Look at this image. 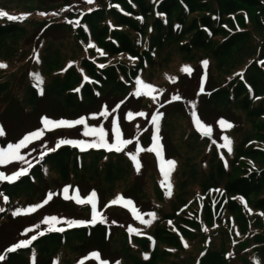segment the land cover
Returning <instances> with one entry per match:
<instances>
[{
	"label": "trees",
	"instance_id": "16d2710c",
	"mask_svg": "<svg viewBox=\"0 0 264 264\" xmlns=\"http://www.w3.org/2000/svg\"><path fill=\"white\" fill-rule=\"evenodd\" d=\"M2 1L0 0V11L9 15L21 16L18 13L20 12L17 10L18 7L10 6L8 9L2 4ZM63 8L57 10L52 17L40 15V17L32 16L31 19H38L39 23L52 19L53 24L61 26L60 24L63 22L59 21H63L65 17L70 16L69 19L77 17L73 23L74 27L69 24L64 27L65 32L73 39L74 45L82 48L80 41L87 37L84 29L88 27L90 37L98 47L97 49L103 51L105 55L102 56L106 59L110 58L111 62L104 64L105 67L101 68L98 66L100 64L97 59H83L80 64L82 69L80 74L83 77H80L79 74L75 78L72 70L68 69L61 74L62 78L59 79L58 69L57 73L54 71L57 68V62L54 60L52 63V59L47 63L48 68L53 69L48 73L52 71V74L47 81L44 79L42 84H38L31 74V82L29 81L28 68L23 73V81L26 79L23 84L27 104L15 99L21 111L30 112L35 107L37 108L40 96L43 95L53 101L57 100V102L60 99L61 104L55 102L57 109L60 110V113L68 116L91 108L103 99L122 105L128 101H134L136 102V111L146 113L149 104L152 103V98L134 95L137 78L153 85L158 92L161 90L157 95V99H159L163 89H169L174 85L170 77L166 76L161 82L152 81L153 79L159 81L160 74L173 72L171 78H176L175 83H177L178 89L181 86L179 84L185 82L186 77H189V81L200 85L201 79L206 75L207 79L203 80V84L205 83L204 92L199 95L201 112L204 114L203 106L205 112L224 110L223 112L228 113L229 117L230 115L238 116L237 126L227 130L223 129L217 135L216 140H213L215 136L211 135V137L203 136L201 137L203 139L196 141L192 138L198 133L196 127L190 123V128L187 130L184 124L187 110H185L186 106L181 104V99L165 98L156 106L160 110L173 106L172 111L180 113L176 115L183 117L181 127H178V131L173 132L167 125L168 121L164 111L159 119L161 121L159 124L161 138L169 141L173 133L176 135L179 133L178 136L182 137V142L192 138L196 144H204L203 153L208 155L205 166L210 168V173L217 180L223 181L222 194L215 195L210 192L209 188L214 186L215 179H209L210 175H208L209 177L199 184L200 188L196 190L195 196L198 199L202 198V204L209 203L212 197L221 203L222 195L227 197L228 200L223 207L216 211L217 216H221L223 219L230 216L235 223L236 219L243 222L244 219L240 216L239 205L236 202L238 199L251 200L254 211L264 212V64L260 63V61H264V0H95L93 4H88L85 10L74 8L77 10L67 9L70 11L65 12ZM23 20L10 21L6 17H0V39L21 32ZM34 31L35 29L32 33ZM171 44L182 56L207 51L209 59L220 67L216 70L196 68L192 70L191 75H188L181 71L180 62L174 60L169 67L172 71H168L160 60L159 52L164 46ZM15 52L12 50L10 54H7L0 48V63L7 65L6 68H0V98L4 97L2 92L6 89L7 84L9 85L8 79L12 81V76L17 73V69L20 67L16 63L18 59L15 57ZM97 54L100 55V52ZM178 64H180L179 70H176ZM159 66L162 68L160 73L157 72ZM43 67L42 70H44ZM85 76L88 78L87 81L84 79ZM169 101L171 102L169 103ZM154 103L155 101L149 109L153 107ZM161 105L163 106L161 107ZM235 111L237 115L233 114ZM197 113L200 114L199 110ZM214 114L223 113L215 112ZM168 117V120L174 119V116ZM248 128L250 130L246 132ZM155 129L157 130L156 126ZM224 137L231 141V152L226 147L219 146L225 144ZM125 139L131 140L132 143L121 152H104L102 147L96 150L85 149L82 151L68 144L61 145L55 151H49L52 148H48L46 154L30 164L31 167L27 170L26 175L2 186L1 189L11 199L18 194L20 189L28 191L30 193L28 197L50 193L55 187L52 185L53 182H46L44 178L46 177L44 172H49L50 168L57 174L59 182L65 183L71 179L85 185L82 182L93 179L88 180L83 177L85 173L83 159L86 156L93 158L95 163L101 156L106 157V159L102 158L103 163L100 169L103 170V181L110 183L114 175L113 163L124 159L123 152L132 153V149L137 146L139 140L138 136L136 139ZM55 144L57 145L58 142ZM153 144L154 142L151 146ZM216 146L219 147L218 151ZM260 163V169L256 170L255 165ZM127 166L117 168L115 172L121 174L127 168L128 175L131 169L129 170ZM82 169L83 171L80 172ZM154 174L156 177L160 175L158 169ZM161 179L156 178V182L154 181L157 187H154V200L151 201V204L148 197L142 201L143 205H148V220L151 221L150 225L152 226L149 231H152V238H155L156 241L158 240V231L164 229L161 225H166L167 217L184 216V213L179 212V209L176 212L172 208L169 211H161L160 207L163 203L172 199L161 191ZM69 184L75 183L69 182ZM36 188L38 191L35 195ZM115 190L118 189L111 191L102 189L101 194H107L104 198L106 201L101 204L102 209L109 211V208L114 207L111 201L118 196L121 197V191L114 192ZM121 190L123 191V188ZM192 193L194 194V192ZM231 198L232 200H230ZM196 199L188 200L187 204L185 202L182 206H189L191 208L189 212H195V208L198 206ZM37 205L38 203L35 204V206ZM5 207L6 210L9 207L10 213L13 210L21 209V206L17 205L13 199L11 203L7 202ZM2 210L0 219L6 213H3ZM152 214H158V217L153 219ZM206 214L208 215L207 210ZM241 223L236 227H229L227 224L224 225L226 227L222 226L224 231H216L211 235L210 241H207L205 246L199 249V246L202 247L206 235L202 234L193 248L198 253L196 263L201 259L200 264H233L234 255L237 254L242 264H264V226L259 224L257 230H254V225ZM192 226L196 227L195 224ZM76 230L79 231L73 234L78 237L79 242L73 249L80 255L88 251L89 247L101 251L107 249V226L99 221L87 226L67 227L62 231L46 230L44 235L38 236L37 239H41L38 244L53 248L60 247L66 237L72 234L70 232ZM194 230L198 229L194 228ZM216 239H218V246L215 243ZM147 248L148 244L145 245V249ZM28 250V248H17L14 252L8 251L4 259H16L19 254L21 256L23 253L28 255ZM203 250L204 255L202 256ZM32 256L30 255V257ZM201 256L202 258H200ZM154 262L155 258L151 257L145 262L136 261L132 264H156Z\"/></svg>",
	"mask_w": 264,
	"mask_h": 264
},
{
	"label": "rangeland",
	"instance_id": "374dc122",
	"mask_svg": "<svg viewBox=\"0 0 264 264\" xmlns=\"http://www.w3.org/2000/svg\"><path fill=\"white\" fill-rule=\"evenodd\" d=\"M2 4L8 9L10 6L18 7L17 10L20 11L18 13L26 18L21 24L23 28L21 32L0 39V48L3 49V51H6L7 54H10L12 50L16 51L15 57L18 59L16 63L20 66L17 69V73L12 76V81L8 79L9 85L7 84L6 89L2 92L4 97L0 98V129L4 132V135L0 136V148L6 149L9 144L19 143L26 135L33 132H43V136L40 139L33 140L27 147L20 150V155L25 158L24 161L14 160L8 164H0V173H3L5 176H12L21 170H29L31 167L30 164L38 160L44 153H47L48 148L56 149L55 143H59L61 140L83 142L85 145L95 142L97 139L96 137L84 135L86 126L88 128L97 129L102 127L105 131L108 143L112 144L115 143V129L113 127V121L115 120L119 124L123 139H136L138 136L139 140L137 141V146L132 149V153L123 152L122 154L125 155L124 159H120V161L113 163L114 175L110 183H105L103 181V170L100 169L103 163L101 160L102 158L106 159V157L101 156L99 161L95 163L93 158L86 156L83 159V165L85 166L83 177L88 180L93 178L92 181L82 182L85 185L74 182L71 179L62 183L57 180V174L50 168L49 172H44V174H46L44 178L46 182H53L52 185L55 189L45 195L43 193L42 196H37L36 192L38 188H36V196L33 197H28L30 193L20 189L18 194L13 196L12 199L17 202V205L21 206V209L13 210L11 213L9 212V207L6 210L5 204L7 202L11 203L12 199L10 196H7L1 187L12 182L6 180L0 181V211L4 209L2 212H6L0 219V256L5 258L8 248L30 240L32 236L38 238L40 232L48 230L49 225L43 223L45 218L57 217L60 223H57L55 227L61 229L69 227L66 221L81 222L79 226L91 224V205H81L77 204L74 199H64L63 189L65 187L69 188V196H76L77 191L81 198H87L93 191L96 193L97 211L101 216L104 215V222L102 223L107 226L108 235L106 250L103 249L101 251L100 249L89 247V250L85 251L82 255L73 249L79 242L78 237L73 233L79 230L71 231L70 233L72 234L67 236L64 243L57 248L48 247L46 245L40 246L38 243L41 239H35L27 247L21 248H28V255L23 253L21 256L19 254L16 259H6L7 261L5 259V261L0 260V264H81V261L83 264H101L102 261H107L108 264H132L136 261L145 262L151 257L155 258V262L158 260L156 264H200L201 259L196 263L198 253H196V249L193 248L195 247V242L201 238V235L206 234L202 247L199 246V249H202L206 242L210 241L211 235L216 231H224L222 226L227 224L229 227H236L242 222L236 219L235 223L230 216L223 219V217L216 215V211L220 210L226 200H228L224 195H222V199L220 198L221 203L217 202L214 197H212L209 203L203 204L202 198L198 199L195 196L196 190L200 188L199 184H202V182L209 177L208 175H210L209 179H215L214 186L209 188L210 192L215 195L222 194L221 187L223 181L217 180L214 175L210 173V168L208 169V167L205 166L208 155L203 153L204 144H196L194 140H192V138L196 141L197 139H203L201 137L204 135L196 128L198 133L193 135V137L191 136L192 138H188V141L182 142V137L178 136L179 133L177 135L173 133L171 139L165 141L158 132L159 143L162 146V158L157 157L155 152L142 151L138 153V159L141 163L139 171L136 170L135 164L130 158V154H136L137 147L144 149L152 147V142H154L153 137L157 135L155 126H151L153 124V115L157 113L164 114L165 111V118L168 121L167 125L170 130L175 132L181 127V119L183 116H177L176 114L180 113H174L172 111L173 106L164 107L161 110L156 106L165 98L172 99L173 96L179 95L181 97V104L185 105V110H187L184 123L187 130L190 128V123L196 127V117L193 115V112H195L196 116L199 117L205 126L212 127L211 135L215 136L213 140H216L218 138L217 135L223 130L218 124V121L223 119L231 123L232 127H235L237 126L238 116L230 115L229 117L228 113L223 112L224 110L219 112L215 111L216 113L223 114L205 112L204 106L203 114L201 112V101L199 97L201 94V92L199 93L201 83L198 85L195 82L189 81V77H186L185 82L179 84L181 85L179 89L177 88V83H174L169 89H163L160 98L157 99L153 107L149 109L154 102L153 99L151 100L152 103L148 106L149 112L147 110L144 116L136 115L139 112L138 110L136 111V102L134 101H128V103L122 105L116 104L110 100L107 101V99L101 100L97 105L91 108L83 109L82 112L78 114H71L68 116L60 113V110L58 111L57 109V104H61L60 99H58L57 102V100L53 101L49 97L46 98L43 95L40 96L37 108L35 107L30 112L21 111L15 99L27 104V97H25V87L23 84V82H26V79L23 81V73L28 68V78L30 82V74L33 77L38 74L44 82V79L47 81L48 77L52 74V71L49 73L48 71L53 69H49L47 65L52 59V63H54V60L57 62V68L54 71L58 69L59 79L62 78L61 74L68 69L72 70V74L76 78L81 73L82 69L80 68V64L83 59H97L100 65L108 64L111 62V59H106L102 55L97 54L99 52L96 50L98 47H96L94 41H92L90 29L88 27L85 29L83 28L87 37L80 41L82 48H78L74 45V42H72L73 39L65 32L64 27L68 24L74 27L73 23L77 17L71 19H69L70 16L65 17L63 21H59L63 22L60 24L61 26L53 24L52 19L40 23L38 19H31L32 16L40 17L41 13H44V16L52 17L57 10H61V7H64L63 11L65 12L70 11L67 9L77 10L74 8L85 10L88 5L86 0H3ZM34 29L35 31L32 33ZM89 43L94 44L95 48L87 47ZM208 56L209 54L207 51L190 53L182 56L173 44L164 46L162 51L159 52L160 60L164 63L168 71H172L169 67L174 60L180 62L181 68L188 66L192 70L196 68L200 70H216L219 68L220 66H217ZM203 61L208 62L207 68L203 66ZM69 64H71V67H69ZM180 64L177 65L176 70H179ZM42 67L44 70H42ZM160 69H162L161 66L157 69L158 73H160ZM21 72L22 74H20ZM160 75L161 79L159 81L154 79L152 81L161 82V80L165 79V76L171 78L173 72ZM80 77H83V75L80 74ZM168 90L170 91L167 93ZM159 92L154 93V95H158ZM105 110H107L108 115H100ZM197 110H199L200 114L197 113ZM175 111L178 110L175 109ZM128 113H132L134 118L131 120L127 119ZM233 114L237 115V112L235 111ZM168 116H174V119L168 120ZM44 118L53 121H75L84 118L86 126L76 125L73 128L48 130L43 124ZM160 123L161 121L159 120L158 124ZM164 123H166V121H164ZM249 130L250 128L246 129V132ZM217 142H219V140H217ZM68 145L74 147L71 144ZM75 148L81 150L80 147ZM97 148L100 147L86 149L96 150ZM102 149V151H108L106 148ZM218 149L219 147L216 146L217 151ZM166 161L175 162V168L170 173L171 195H168V189L164 184V176L161 172V167L165 165ZM126 165H128L127 167L129 170L131 169L128 175L127 168L125 171L121 172V174L115 172L117 168H124ZM260 167L261 163L255 165L256 170H259ZM157 169L160 174L158 177L154 174ZM82 171L83 169L80 172ZM156 178H162L161 191L164 192L168 198H172L168 199L170 200L169 202L166 203L165 201L163 203L162 207H160L161 211H169V209L172 208L175 212L179 209V212L184 213V216H179L181 218L167 217L166 225H161L164 229L158 231L157 241L155 238H152V231H149L152 226L136 219L130 207L116 204L113 208H109V211L101 208V204L106 201H104V198H106L105 195H107L101 194L102 189H109L110 191L112 189H118L114 192L121 191V197L125 200L132 201L136 212H138L144 220H148V205H143L142 201L148 197L151 204V201L154 200V187H157L154 184ZM69 182L75 184L71 185ZM122 188L123 191L121 190ZM192 192H194V194ZM49 194H52L51 200H49L47 204H43ZM193 199H196L198 206L195 208V212H189L191 208L182 205L185 202V204H187L188 200ZM230 200H232V198ZM236 202L239 205L240 216L244 219L241 224L254 225V230H257V225L259 224L264 226V212L254 211L252 209L251 200L238 199ZM36 203H38V205L43 204V206L37 208L35 212L27 213L26 210L35 207ZM204 207H207V209H204ZM82 209H84V212H82ZM206 210L208 215L206 214ZM17 212L21 214L15 215ZM155 217L157 218L158 214H155ZM97 221L100 222V217H97ZM193 224H195L196 227H193ZM37 225H39V227H36ZM146 226H148V228H146ZM194 228L198 230H194ZM129 229H133L134 231H129ZM205 229H207V231H205ZM218 239L215 241L216 246H218ZM147 244L148 248L145 249V245ZM185 245H187V247ZM93 253H98L100 259L97 260L92 258ZM152 253L153 255H151ZM30 255L33 256L30 257ZM203 255L204 250L202 256ZM202 256L200 258H202ZM233 264H242L237 254L234 255Z\"/></svg>",
	"mask_w": 264,
	"mask_h": 264
},
{
	"label": "snow or ice",
	"instance_id": "6c2138e0",
	"mask_svg": "<svg viewBox=\"0 0 264 264\" xmlns=\"http://www.w3.org/2000/svg\"><path fill=\"white\" fill-rule=\"evenodd\" d=\"M86 2L88 4H93L94 0H86ZM41 15H44V13H41ZM54 15H55V13H54ZM0 17H6L10 21L23 20L26 18L25 16H19L18 17V16H14V15H9L8 13L3 12V11H0ZM87 47L95 48V45L92 43H89V45ZM97 51L100 52V55H105V53L103 51H101L99 49H97ZM37 59H38V57H37ZM130 59H132V58L130 57ZM202 63H203V66L205 68H207L208 62L203 61ZM260 63L264 64V61H260ZM6 67H7V65L0 63V68H6ZM69 67H71V64H69ZM99 67L103 68V67H105V65L101 64V65H99ZM181 71L188 74V75H191L192 69L188 66H184L181 68ZM35 79H36L38 84L43 83L42 79L39 77L38 74L35 75ZM84 79H85V81L88 80V78L86 76L84 77ZM175 79L176 78H170L171 82H173V83H175ZM206 79H207V77L205 75V77H203V79H202V83H201V87H200L201 93L204 92L203 80H206ZM157 92H158V90L153 85L145 83L140 78H137V80H136V91L134 93V95L136 97L150 96L153 99V101H156L158 97H157V95H154V93H157ZM180 99H181V97L179 95L172 97V100H180ZM170 102L171 101H169V103ZM162 106L163 105H161V107ZM117 107H119V106H117ZM100 115L107 116L108 115L107 110L102 112ZM136 115L144 116L145 114L143 112H140V113H137ZM161 115H162L161 113H157L156 115H153V117H152V123L157 128V135L153 137V139H154L153 146L148 148V149L137 147L136 148V154H130V158L133 160L137 171H139L141 168V163H140V160L138 159V153H140L142 151L155 152L157 157L162 158V146L159 143V136H158V132H159L158 122H159ZM193 115L196 117L195 118V125H196L197 130L200 131L202 133V135L210 137L212 134V127L211 126H205L202 123V121L199 119V117L196 116L195 112H193ZM133 118H134V116L132 113L127 114V119L131 120ZM43 124H44L45 128H47L48 130H53V129H58V128H73L76 125H85L86 126V121L84 118H80V119L75 120V121H67V120L53 121V120L44 118ZM218 124L221 126L222 129H227V128L232 127V125L230 123L224 121L223 119L218 121ZM113 127L115 129V143H112V144L108 143V141L106 139L105 131L102 127L97 129V128H88L86 126V130L84 132V135L96 137L97 139L95 142L85 145V144H83V142H76V141H72V140H61L56 145V147L58 148L64 144H71L74 147H80L82 151L85 150L86 148L102 147V148H106L108 151L121 152L125 149V147H127V145L131 144L132 141L122 138L120 128H119V124L115 120L113 121ZM2 135H4V132L2 129H0V136H2ZM42 136H43V132H40V131L33 132L29 135H26L23 139L20 140L19 143L9 144L6 149L0 148V164H8L14 160L24 161L25 158L22 155H20V150L22 148L27 147V145L29 143H31L33 140L40 139ZM224 139H225V144L221 145V147H226L228 149V151L231 152V141L227 137H224ZM49 151H55V149H49ZM44 154H46V153H44ZM174 168H175V162L174 161H166L165 165H162V167H161V172L164 176L165 186L168 189V195H171L170 173L172 170H174ZM26 174H27L26 170H21L19 172H16L12 176H5L3 173H0V181L6 180L8 182H13V181L19 179L21 176L26 175ZM63 193H64V199H66V200L74 199L77 204H81V205L89 204V205H91L92 220L90 221V223H93V224L96 223L97 217H100V222H104V218L97 211V203H96L97 198H96V193L94 191L87 198H81L79 196L78 191H77L76 196H69V194H68L69 188L68 187H65L63 189ZM51 198H52V194H49L48 198L43 202V204H47L48 201L51 200ZM43 204L29 208L26 210V212L27 213L35 212L36 209L39 207H42ZM111 204L112 205L122 204L124 207H130L131 210L133 211L136 219L140 220L142 223H145V224L151 223L150 220H144L143 217L138 212H136L135 206L133 205L132 201H130V200H125L123 197L118 196L116 199L111 201ZM20 214L21 213H19V212L15 213V215H20ZM152 215H153V219H155V215L154 214H152ZM43 223L49 225L48 231H62L63 230L61 228L55 227V225L57 223H60V220L57 217L45 218L43 220ZM66 223H68L69 227H75V226H79L81 222H76V221L68 222V221H66ZM36 227H39V225H37ZM129 231H134V230L129 229ZM205 231H207V229H205ZM39 234L44 235V232H40ZM35 239H37V237L32 236V238L30 240H27V241L22 242V243H18L14 247L8 248V251L14 252L17 248L27 247ZM185 246L187 247V245H185ZM92 258L97 259V260L100 259L98 253H93ZM0 260H4V257L0 256ZM81 264H83L82 261H81ZM101 264H108V262L102 261Z\"/></svg>",
	"mask_w": 264,
	"mask_h": 264
}]
</instances>
